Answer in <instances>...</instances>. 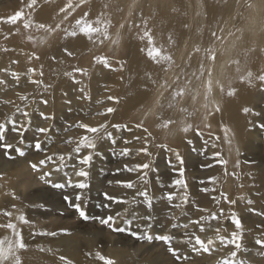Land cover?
Masks as SVG:
<instances>
[{
  "label": "bare ground",
  "instance_id": "1",
  "mask_svg": "<svg viewBox=\"0 0 264 264\" xmlns=\"http://www.w3.org/2000/svg\"><path fill=\"white\" fill-rule=\"evenodd\" d=\"M133 1L134 0H0V43L2 44H7L10 41L16 40V36L14 35L15 33L12 30L16 28L17 25L23 22L24 17H29V20L25 23V26L29 27V29H35V27H43L45 29L51 28V31H49L47 35H44L42 41L44 47L49 36H51V34L54 35L60 25L68 21V19L74 13L78 12L79 9L86 8V12H84L82 20L77 22L73 28H69L67 35L63 37L59 42L61 45L56 48L55 59H52V50L48 52L51 48H48V51L47 49L44 50L41 53L40 59H38L37 57L36 59H34V55L32 54L31 49H29L27 46H24L23 44L17 46L10 45L0 47V123H4L2 121L4 119L7 121H11V123H14L15 126L13 129H17L14 130L16 135L15 137L22 138L23 135H21L20 132L24 131L25 138L29 137L37 130V128L35 129V121H33L35 119L34 116L37 115L36 113L40 114L41 112H45L48 117H51L50 119H47V125L49 126V124L51 125L52 123L53 127L49 132L56 131L54 129L59 130L60 127H62L61 131H65L67 127H73L74 132L71 133L70 136L73 137L72 134L78 136V141L85 135L91 137L95 134L87 133L84 129L76 127L77 124L84 123L89 125L90 127H99L106 124L107 131L112 133V138L115 139V141H117V137H119L120 134L123 135L125 133L124 136L129 135V137H131V139L133 140L132 142H135L137 145H139L141 149L147 148L146 154L150 158L156 154V148L154 149L153 147V139L151 136L152 132L150 130L149 132L146 131L145 128H141L140 126H138L139 123H137L135 125L126 127V129L124 128L123 131L126 130V132L118 133L123 128L121 127V129L118 131L115 127H113V125L116 122H119L120 118L128 121L135 110L139 109V111H142L144 109V111H147L151 106V110L148 112V114L150 121H152V125H155L156 127L158 126V128H161V126L163 125V128L165 129V122H172L170 135L173 137L174 143H176V141L180 137L184 136V131H186L187 129H185V127L198 119V117L196 116L197 114L200 119H205L204 123H206V125L208 124L212 131H208L209 133L204 132V134L198 131L194 133L192 132V136H190L189 139L185 140L181 145L183 149L181 147L178 148L180 149V151H178L177 148L176 150L173 149V155L176 159V162L174 161L175 165L181 164L179 159L180 154H184L185 160L183 161H187V164L185 165L188 171V178L186 179V190L193 192L195 188V180L193 179V176L191 174V172L194 170L192 163V156L195 153L194 150L197 148H199L198 150H202L205 146H207L208 149L210 148V151L207 154L208 156H206L205 161H203L202 163L200 162V169H198L197 171V173L199 174L198 182H201L207 187L210 185L212 180L216 183L219 181L218 185L220 186V183L222 182V171L226 170L225 167L227 166L225 160V158L228 156L227 152L230 153L229 156H232V158H229V160L234 161L235 159L239 158L238 156L240 155V152L246 150L245 154L251 157H248L249 160L251 159V162H241V176L236 177L232 175L230 180L243 176L246 177V180L248 179L246 184L243 183L241 185H237L236 187H240V189L246 188L249 197H256L258 195V189L263 187L261 185V179L258 173H264V138H260L259 136V132L263 131L264 133V127L257 128V122H262V115H264V86H262V83L257 78L259 75L264 76V0H250L251 2L253 1V9H248L250 14L248 19L242 16L243 11H239L233 6L235 4L242 3L243 0H207L208 3L205 5L199 4L198 0H196V5H194L191 0L193 11L196 8L197 13L200 16H203V21L195 30V34H197L196 39L193 35H191V33L190 37L188 38L186 30L188 24L190 22H193V18L190 19L189 17L186 18L181 16L177 21H173V6H185V2L190 3L188 0H158V2L156 0H137L138 2L136 3H133ZM114 3L116 4L114 5ZM137 6L142 10L140 18V21L142 23H140V26L147 32L148 37L146 36V33L142 34V40L137 41L136 38L131 39L130 36H128L125 43H122L123 32L126 24L125 18L121 24V19H119L118 26L116 27L118 28L120 26L118 29H113L114 32L112 34H105V37L99 40L98 36L103 33V26H105L106 28L109 26V23H107V21L113 22L114 20H116L117 15L122 16L124 13L125 15H127V17H129L130 21V19L132 18L131 12L132 10L136 9ZM119 7L121 8V10L117 9ZM162 7L167 8L168 10H172V15L167 19L163 18V20L161 21L160 17H154L152 16V13L154 11H157L161 14V12L164 11ZM30 10L32 11V14L28 13ZM24 14L26 15L22 17V15ZM253 19L255 21V28L252 25ZM102 21H104L103 24ZM204 21L211 24L215 23L216 21H221V25L217 28V30L219 31V33H222V36L219 37V39H223L220 42L218 41L217 43L213 42L212 46L208 48V53L206 52V50L204 53H202V49L207 48V46L202 45ZM235 21H237L236 29H239V27H241V29L243 30L242 34L237 35L235 34L236 30L233 31L232 25L235 23ZM173 22L175 23L174 26ZM173 30L176 32H174ZM106 37H108V39H106ZM42 42L40 43L42 44ZM211 42L212 39H209V43ZM110 47H116V49L120 48L123 52L125 51V49H127V54L124 56V58L120 59L121 62L117 65L119 66L118 70H121V74H119V77L111 76L109 79L108 75H103V72L100 68L103 67L104 64L99 63L98 60L107 58V63L110 64V66L113 63L116 64L108 56L103 57L104 55H102L103 51H108ZM248 47L250 48V50H248L250 51L249 53L248 51H246ZM220 50L231 55V59L229 62L232 61V64H226L222 68H220L221 66H218L216 75L212 70L215 68V66L211 68V66H206L205 63L206 60H210L209 57H212L215 52H218ZM150 53L153 56L150 55ZM83 60L86 61L83 66L90 67L82 69ZM20 64L23 66H19ZM17 68H21L20 72L22 74L16 72V75H13L15 74V72L13 73V71ZM18 69L17 71H19ZM32 69H35V74H33V72L31 71ZM76 69L84 70L85 74L76 72ZM29 70L31 71V73L28 74ZM25 72L27 73L24 74ZM13 76L15 80L13 79ZM28 79V86H21L24 84V82L28 81ZM74 79L78 82H74ZM104 79L105 81L109 80L110 85L103 81ZM32 81H37V83H33ZM97 82H101V84L92 85ZM98 92H103V94L107 95L106 101L101 100V102H106V107H111L113 109L116 106L118 107V111H114V113L116 114L111 117L112 119L109 120L108 123L104 122V116L98 119H94V121L92 122L83 120L78 121L77 119H74V124H69L65 128L63 126V118L66 112L69 111V106H64L73 104L78 99H86L88 98V96H92L93 94L97 95L99 94ZM110 97L114 99H109ZM44 101H47V103H44ZM99 102L100 99L98 100L96 97V99H90L88 105L94 104L96 108H99ZM259 102H261V105L257 106ZM85 109L86 107L80 108L78 109V111L80 110L83 112ZM245 109H249V111L245 112ZM10 110H13L14 112L11 113L9 112ZM212 111L218 112L217 115L213 118L211 117ZM25 112L28 113L27 116L24 115ZM140 116H142V114ZM99 120L102 121L100 122ZM3 125L6 126L5 123ZM226 129L227 131H225ZM251 133H257V137L255 138L254 142H252V138H249ZM124 136H122V138ZM133 137L137 138L135 139ZM74 138L76 137L74 136ZM51 140L52 138H48L46 140V145L43 144V147L47 145L49 146ZM111 144V139L108 138L105 134V138L103 140L97 141V147L95 149H88L84 147L81 148L80 152L86 155L90 153L89 151L99 152L97 155L93 156L91 166L85 168V170L89 172V176L87 178L75 175V172L79 170L75 168L74 171H72V168H70V163L68 165L67 160L64 161L65 171L61 177L65 178L72 171L73 173L71 177L77 180L75 181L76 183L83 179H86V181L84 182H87L89 185L93 186L99 179H97V176L102 173L104 167L105 158L100 153V151L101 149H105L106 146H110ZM74 145L77 144L74 143ZM68 151L70 152V150H65L66 153H68ZM224 151H226L225 158ZM217 152L220 153L219 157L214 158V155ZM55 153L52 154L54 155ZM160 153L161 152H159V154ZM161 154H165L164 151H162ZM47 157L48 155L46 154L40 156L38 155L37 158H35V155H33L32 152H27V159H34L37 162H39L40 160H46ZM207 157L210 160L212 158L214 159L215 166H209L213 163V161L207 162ZM187 158L188 160H186ZM196 158L195 160H198ZM56 159L58 160V158ZM219 160H225V162L219 163ZM205 162L207 165L205 164ZM203 164L204 166H206L204 169ZM151 165L153 166L152 162ZM173 167L171 168L173 169ZM0 168L2 169V165L0 166ZM58 168L59 170H61V167H58L57 164H55V169H53L51 172H55L57 174V172L59 171L57 170ZM174 168L176 169L177 167ZM175 171L178 172L177 170H174V172ZM261 175L263 176V174ZM55 177L56 176H54V178ZM172 177L179 176L178 174H173ZM120 178L123 179L124 182H135V187L132 189L123 187L122 191H124L125 189L123 194L121 193L120 196L116 197L120 201H122L121 199H123L125 195H137V193L140 192V190L136 189V186H138L136 184L137 180H133V176H124ZM112 179H114L115 181L116 179H118V177L116 179ZM121 179L119 180L122 181ZM168 183L169 181L167 182V184ZM167 184L163 181L157 182V185L155 184L157 192H164L170 187H173V191H180L182 189V187L175 186L174 184L173 186H169ZM228 186L230 187L229 184ZM19 187L20 186L17 184V191H19ZM21 187L25 189L27 187V182L23 183ZM119 187L120 186H118V188L116 187V189H119ZM87 189L81 190L73 187L71 189L72 197L75 199L78 194H82V200L80 202L82 208L100 211L101 208H98L100 204H97L95 201L96 199L98 200V198L92 197L93 199L91 198V202L86 198V196L90 194L88 193ZM207 190L209 191L210 195L207 191H204L206 199L202 201V206L203 204H207L211 200H214L219 191L218 187H213L211 189L208 188ZM169 192H171L170 189ZM4 193L5 192H3V194ZM9 194L11 195V193ZM41 196L40 194L38 196L28 195L26 196V198H24L23 202H21L22 197L20 200L14 199L15 205H12L13 202L4 201L2 198L0 199V206L3 210L8 209L9 206L12 207L13 218L17 220L18 225L22 224V222L19 220L20 209L26 208V213L28 216L36 214L38 210H40V212L46 211L47 213L44 214L45 219L52 217L54 214L56 215L57 213H60V206L62 204L61 200L59 202H57L56 199H53V201H45ZM179 196L180 195H176V198L174 200L177 201ZM13 197H15L14 194ZM154 197L156 196L154 195ZM165 198V201L163 203V211L166 210L165 212H168V210L170 209L169 207L171 206L170 204L173 205V200L170 201L171 203H169V200H167V196ZM161 201H163V199ZM123 203L124 201L120 203H114L115 206H113V208L117 210V208L119 209L120 207L125 206V204ZM143 203V205L141 204L142 207L140 206L138 207V209H136V215L140 216L144 213L149 214L151 216L150 219L152 217H154L155 219H159L156 221V223H160V225H165L167 223V221L161 220L162 218L155 213L154 209L149 208L145 201ZM155 203L156 202H154V204ZM182 204H184L183 200L179 202L180 207L178 208H182ZM40 205H44V208L39 207ZM104 209L105 208L103 207L101 213ZM125 209L126 208L122 209V211ZM114 212L115 211H113V213ZM159 212L161 211L159 210ZM188 212L189 210L185 209L184 213L187 214ZM205 213V216L213 215L211 214L212 212H209V214H207V212ZM173 217H176V215ZM150 219L148 218L146 219V221L149 222ZM210 220L211 219L203 221L204 227H202L204 230H200V234L199 232L197 234L191 232V234L188 235L184 234L178 236L179 238H177V240L174 242L175 246L180 247L181 245L186 244L182 242L186 239L191 240L192 243L190 244L193 245L195 237L199 236L203 241H208L209 239L213 240V248L219 247L216 245L218 243H222L220 237H223L225 235L221 236L219 235L221 233H210L213 235L208 237L209 234L206 232H210V230L208 229H211L212 227ZM53 221L48 223H50L51 225ZM169 224L171 223L169 222ZM216 224H218V222ZM51 230L52 232H55L57 234L53 236V239L48 242L49 244H47L46 247L43 248V252L40 251V254L32 253H35V251L39 252L37 251L40 249L39 246L41 245L42 247L43 245L39 242L43 237H41L40 240L37 241V244L35 242V246L31 245L28 241H26L25 238V245L30 246V248L32 246L36 249H34V251H29V249H27L26 252L24 251L19 255V258H21L22 260V264H67L68 261H70L71 264H104V261L100 260L97 256V253H99L100 255L107 258L106 254L101 253L102 251H96L93 249V247H88L89 245L87 244H81L77 249L75 248L76 252L72 253L69 251V249L67 250V248H65L66 239L61 237L62 234L60 233L62 228L58 226L56 228H52ZM89 230L90 229L85 231L89 232ZM94 230L95 229H92L88 233V235L92 236L93 238L95 237ZM24 233H26L27 236L31 234V227L24 229L23 234ZM12 235L15 237V235H17V232H13ZM12 235L8 236V238H10L0 244V256L8 257L10 255V247L12 251L15 249L12 243L17 244L18 240ZM3 237L5 238L6 236ZM44 244H46V241ZM224 252H220L221 254L217 255L216 257L227 253ZM245 252L249 253L248 250H246ZM76 256L80 257V260H76ZM60 257H64L65 260H61ZM216 257L213 256V258L209 261L215 259ZM16 258L17 257L13 255L11 259H4L3 264H13ZM155 259H153L152 257V259L150 260L154 261ZM120 262H122V260ZM259 262L260 263L258 264H264V257H261V260H259ZM124 264L130 263L129 261H125Z\"/></svg>",
  "mask_w": 264,
  "mask_h": 264
},
{
  "label": "rangeland",
  "instance_id": "2",
  "mask_svg": "<svg viewBox=\"0 0 264 264\" xmlns=\"http://www.w3.org/2000/svg\"><path fill=\"white\" fill-rule=\"evenodd\" d=\"M138 1H140V0H138ZM138 1L134 0L133 3H136ZM156 1L158 2V0H156ZM188 1L190 3L185 2V6L184 5L173 6V21H177L178 19H180L179 17H181V16L186 17V18L189 17L190 19L193 18V22H190L188 24V27L186 28V30H187L188 38L190 37V33H191V35H193L194 38L196 39L197 34H195V30L198 27V25L203 21V16H200L197 13L196 8L193 11L192 5H191V0H188ZM198 1H199V4H201V5H205L208 3L207 0H198ZM228 1H230V0H228ZM192 2L194 5H196V0H192ZM115 4L116 3H114V5ZM252 4H253V1L251 2L250 0H243L242 3L235 4L233 6L236 9H238L239 11H243L242 16L244 18L248 19V17L250 16L248 9L249 8H251V10L253 9ZM120 7L117 9L121 10L122 7L121 8ZM162 8L164 9V11H162L161 14L157 11H154L152 13V16L160 17L161 21L163 20V18L167 19L168 17H170L172 15V10H168L167 8H164V7H162ZM84 12H86V8L85 9L84 8L79 9V11L74 13L68 19V21L64 22L60 26L58 25L59 27L57 26L58 27L57 32H55L54 35L51 34V36H49L47 41L45 39L46 44L44 47H43V42H42L44 35H47L48 32L51 31V28L48 27L50 29H45L43 27L42 28L41 27H38V28L35 27V29L34 28L29 29V27L25 26V23L29 20L28 19L29 17H24L23 22L20 23L19 25H17L16 28H14L12 30L15 33L14 35L16 36V38H15L16 40L10 41L7 44L0 43V47L10 46V45H16L17 46V45L23 44L24 46H27L29 49H31V52L34 55L33 56L34 59H36V57L38 59H40L41 53L44 50L47 49V51H48V48H51V49H49L48 52H50V50H52V53H53L52 59H55L56 48L59 47V45H61L59 42L61 41V39L63 37H65L67 35L69 28H73L77 22L82 20V16H83ZM28 13L32 14V11L30 10ZM141 14H142V10L140 9V7L137 6L136 9L132 10V12H131V17L133 19L131 18L130 21H129V17H127V15H125V13L122 16L117 15L116 20H114L113 22L107 21V23H109V26L107 28L105 26H103V28H102L103 33L98 36L99 40L102 39L103 37H105V34H108V33L112 34L114 32L113 29H115V30L118 29L120 26L118 28H116V27L118 26L119 19H121L120 20V24H121L125 18L128 21L125 19L126 24H125V28H124V32H123V42L122 43H125L126 38L128 36H130L131 39L136 38L137 41L142 40L141 39L142 34L146 33V36L148 37L147 32L140 26L141 25L140 23H142L140 21ZM25 15L26 14L22 15V17ZM103 23H104V21H102V24ZM236 23H237V21H235V23L232 25L233 31L236 30L235 34H237V35L242 34L243 30L241 29V27H239V29H236ZM174 25H175V23L173 22V26ZM220 25H221V21H216L213 24L204 21L203 32H202V36H203L202 45L207 46V48L202 49V53H204L205 50L208 53L209 52L208 48L210 46H212L213 42L217 43L218 41L220 42L223 39V38L219 39V37L222 36V33H219V31L217 30V28ZM252 25L255 28L254 19H253ZM174 32H176V31H174ZM40 39H41V41H40ZM106 39H108V37H106ZM209 39H212L211 43H209ZM39 41L42 42V44ZM103 45H105V44H103ZM248 50H250L249 47L246 49V51H248ZM249 52L250 51H248V53ZM126 54H127V49H125V51L123 52L122 49H120V48L116 49V47L115 48L110 47V49L108 51H103V53H102V55H104L103 57L108 56L112 61H114L116 63V64L113 63L111 65V67H105V66L101 67L100 69L102 70L103 75H106V76L108 75L109 79L111 76L112 77H114V76L119 77V74H121V70H118L119 66H117V65H118V63L121 62L120 59L124 58V56ZM150 55H152V54L150 53ZM86 57H85V59H86ZM209 58H210V60L209 61L206 60L205 65L211 66V68H213V66H215V68L212 70H213V72H215L216 75H217V71H218L217 70L218 66H221L220 68H222L226 64H232V61L229 62L231 59V55L227 54L226 52H223L222 50L215 52L214 55L212 57H209ZM82 62H83L82 69H86V68L90 67V66H83L84 63L86 62L85 60H83ZM14 65H12V66H14ZM19 66H23V65L20 64ZM261 66H263V65H261ZM17 69H15L13 71V73L15 72V74H16V72H19L20 74H22L20 72L21 68L18 69L19 71H17ZM19 73H17V74H19ZM26 73L27 72H25L24 74H26ZM29 73H31L30 70L28 71V74ZM257 78L262 83V86H264V76L259 75ZM13 79H14V76H13ZM103 81H105V79ZM105 82L110 85L109 80L105 81ZM28 84H29V79H28V81L24 82V84L21 86H28ZM100 84H101V82H97V83L92 84V85H100ZM256 85H258V84H256ZM21 86H19V87H21ZM98 93L99 94H97V95L95 94L96 96L93 94L92 96H88V98H86V99L81 98V99H78L73 104H68V105L64 106V107L69 106V108H68L69 111L66 112V114L63 118L64 119L63 120L64 121L63 126L66 128L69 124H74V119H77L78 121L83 120V121H87V122L88 121L92 122V121H94V119H98V118L103 117V116L105 117L104 122L108 123L109 120L112 119L111 117L116 113H114V112L111 114L106 113V110L111 108V107H106L107 106L106 102L105 103L103 101L101 102V100L106 101L107 95L103 94V92H98ZM96 97L98 100L100 99V102H99L100 106L98 105L99 108H96V106L94 104L88 105L90 102V99L93 100V99H96ZM260 103L261 102H259V104L257 106H260L261 105ZM85 107H86V109L83 112L80 110L78 111V109L85 108ZM220 107H219V109H220ZM117 108H118L117 106L114 107L115 111L116 110L118 111ZM150 110H151V106L148 108L147 111H144V109L142 111H139V109H137L130 116L128 121L120 118L119 122H116L114 125H120L123 128L121 130L122 132L120 131L118 133L126 132V130L123 131L124 128L126 129V127H129L131 125H135L137 123H139L138 126H140L141 128H145L146 131L149 132V130H150L152 132L151 136L153 139V145H154L153 147H154V149L156 148L155 149L156 154L153 157L149 158V156L146 153L142 152V149L139 145H137L135 142L134 143L132 142L133 140L131 139V137H129L128 134H127L128 136H124L125 133L123 135L120 134V136L117 137L118 142L116 141L115 145L111 144L110 146H106L105 149H101L100 153L105 158L103 171H102V173L99 174V176H97V179L98 178L99 179L97 180L96 184H94L93 186L89 185L91 187H89V189H87V191L90 194H88L86 196V198L90 202L92 201V199L94 197L98 198V200L96 199L95 201L97 204H100L101 207L99 206L98 208H101V209H100V211H98V210L94 211V210H89V209H86V210H87L89 216L92 218H104V217L107 218L108 216H113L114 220H115L114 227H116V228L128 229L130 227L131 232L140 233L141 237L143 236V234L145 235L146 233L151 234L153 236V240L151 242H149L147 239H144V238L136 239L135 237H133L130 234L129 231H125V232L114 231L112 228H109L107 225L100 223L99 219L84 220L78 215V213L73 208H71L67 205V203L63 200V196H65V195L69 196L72 199L73 203H75V199L72 197V194H71V189L73 187L68 186V180L71 179L72 184L73 185L76 184L75 181H77V180L71 177V175L73 173L72 171H74L75 168L79 170L81 167H83V165H80L78 163V161H79V159L83 158L86 154H83L81 152L75 153L76 152L75 149L78 146L80 140L78 141L77 140L78 136H76L74 134H72L73 137L70 136V134L74 132L73 127L72 128L67 127V129L65 131H61L62 127H60L59 130L54 129V130H56V131H54L55 133L53 131L48 132L49 134L46 133L48 135H45L44 133L38 134L39 133L38 128H45V126H46V128L51 130V128H53V127H52V123H51V125L49 124V126H48L47 120L43 119L39 113H36L37 115H35L36 117L34 116L35 119L33 120V121H35V129L37 128V130L35 131L36 134L32 133L29 137H25V138H24V131L22 132L23 133L22 138L21 137L16 138L14 130H17V129H13L15 127L14 123H11V121H9V120L8 121L5 119L2 120L6 124V126H4L5 128L4 127L0 128V166L2 165V169L0 168V199L3 198L4 201L13 202L12 205H15L14 199L20 200L22 197L21 202H23L24 198H26V196H28V195L38 196L40 194V196L42 195L41 197L45 201L46 200H52L53 201V199H56L57 202H59L61 200L62 204L60 206V213H57L56 215L54 214L52 217L45 219L44 214L47 213L46 211L40 212V210H38L37 213L35 212L36 214L28 216L26 213V208L20 209L19 210L20 216H21V214L26 216V219L28 222L27 223L22 222L21 225H18L17 220H15V218H13L12 207L9 206L8 209L3 210V209H1V206H0V244L5 242L6 240H8L10 238V237L8 238V236H11L12 233L13 232L15 233V231H16L17 235H15V237L18 241H17V244L12 243L13 247H15V249L12 252H18V255H20L24 251L26 252L27 249H29V251H34V249H36L32 246H31V248H30V246H27V248L24 250L19 249V243H20V236L21 235L23 237V243L24 244L26 241H28L33 246H35L37 244V241H39L40 238L43 237L44 239L42 238V240L39 242V243L43 244L42 247H41V245L39 246V248L41 250L39 249V250H37L39 252L35 251V253H32V254H40L41 252H43V250H44L43 248H45L46 245L49 244L48 242L53 239L52 235H41L40 233H44V232L51 233L52 228H56L59 226L60 228H62L61 232L59 231L62 234L61 237L66 239L65 248H67V250L69 249L70 252L74 253V252H76V249L81 244H87V245H89L88 247H93V249L96 251H98V250L100 252L102 251L101 253L106 254L108 259L111 258V260L114 261V264H122V263L124 264L125 261H129L130 264H159V263L160 264H220V262L224 259H232L231 256H232L233 252L237 253V255H236L237 261H243L244 264H258V263H260L259 260H261V257H264V247L257 245L256 240L257 239L264 240V197H263L264 173H258V175L260 176V179H261V185L263 187L258 189V195L256 197H254V198L249 197L248 191L246 188L240 189V187L239 188L236 187L237 185H241L243 183L246 184V182L248 181V179L246 180V177L243 176V177H239V178L232 179V180H230V179H231L232 175H234L236 177L241 176V174H242V171H241L242 165H240L241 162L249 163V162H251L250 161L251 159L249 160V158H251V157H249L245 154V151H246L245 150V151L240 152V155L238 156L239 158L235 159L234 161H230L229 158H232V156H229L230 153L227 152L228 156L226 157V151H224V158L226 157L225 160H226L227 166L225 167L226 170L222 171L223 172V174L221 176V178H222L221 183L222 184L220 183V186H219L218 185L219 181L216 183L215 181L212 180L210 185L207 186L209 189H211L213 187H218V190L220 192L218 191L214 200H211L210 202L207 201L208 202L207 204L209 207L207 206V204H203V206H202V201H204L206 199V195H205L204 191L207 187L204 184H202L201 182L200 183L198 182V180H199L198 175L199 174L197 173V171H198V169H200L199 168L200 162L202 163L203 161H205V158H206V156H208L207 154L210 151V148L208 149V147L205 146L202 150H198L199 148L195 149L194 150L195 153L192 156V163H193L194 170L191 172V174L193 176V179L195 180V182H194L195 188H194L193 192L187 191L186 188H183V187L180 191H176V190L173 191V187H170V188H168V190H166L164 192H159V191L157 192V189H156L157 182L163 181L164 183L166 182V184H167V182L169 181V183L167 185L173 186V181L181 178L178 174L181 169H183V173H184L183 179L186 181V179L188 178L187 167H185V165L187 164V161H183L184 162V163H182L183 165L182 164L175 165L176 159L173 155L174 154L173 149L176 150V148L178 149L179 147H181V145L184 143V141L189 139V137L192 136V134L194 132L198 131V132H202L204 134V132L207 133L208 131L211 132L212 130H211L210 126H208V124L206 125V123H204L205 119H203V120L200 119V117L196 114L198 119L195 120L194 122L188 124L185 127V129L186 128L187 129H186V131H184V136L180 137L176 141V143H174L173 137L170 135V133H171L170 129L172 128V125H171L172 122H170V123L165 122L166 123L165 129L163 128V125L161 126V128H158V126L156 127L155 125H152V123H151L152 121H150L149 114H148V112ZM9 112L13 113L14 111L10 110ZM43 113L45 116H48L45 112H43ZM98 113H105V114L97 115ZM217 113H218L217 111L216 112L212 111L211 117L212 118L215 117L217 115ZM141 114H142V116H140ZM207 118H208V116H207ZM212 118H210V119H212ZM262 118H263L262 122L261 121L257 122V128H261V125H264V115H262ZM136 121H139V122H136ZM4 123H0V125H3ZM226 126H228V125H226ZM150 127H151V129H150ZM27 128H28V126H27ZM145 129H142V130H145ZM263 134H264L263 131L259 132L260 138H264ZM50 136H52V137H50ZM74 136L76 138H74ZM122 136H124V137L122 138ZM256 137H257V133L256 134L251 133L249 136L250 139L252 138V140H253L252 142L255 141ZM48 138H52V140L50 142L51 145L49 144L50 147L52 146L51 149L48 145L43 147V144L46 145V140ZM68 138H70V139H68ZM133 138L136 139L137 137H133ZM37 139H39L41 142L42 151H36L34 148V144H35ZM68 141L69 142L71 141L73 143V145L71 142H70L71 143L70 144ZM75 141H77V142H75ZM125 141H127V143H125ZM74 143L77 145H74ZM4 144L12 145V149L9 153H6V150L4 149V147H2V145H4ZM225 145H226V141H225ZM65 146H67V147H65ZM59 148H60V150H59ZM125 148H127L129 150V154L127 156H121L120 153ZM181 148L183 149V147H181ZM17 149H22L24 152V155L23 156L18 155ZM65 150H70V152L68 151V153H66L67 151L65 152ZM162 151H164L165 154H161ZM171 151H172V153H171ZM178 151H180V149H178ZM27 152H29V153L32 152V154L35 155V158H37L38 155L40 156V155H46V154L48 156L51 155L52 158L55 156L54 157L55 159L53 158V160L54 161L56 160V161L55 162L54 161L47 162L46 165H40L39 162H37L34 159H27ZM89 152H91L93 156L97 155L99 153L97 151L96 152L95 151H89ZM159 152H161V153L159 154ZM52 153H55V154L53 155ZM58 153H59V155H58ZM76 154H78V155H76ZM218 154H220V153H218ZM9 155L12 158H9ZM82 155H84V156H82ZM181 155L182 154H180V158L185 160L184 154L182 156ZM215 155H214V157H215ZM237 155H238V153H237ZM60 156H64L65 161L67 160L68 165L70 163V168H72L71 173L68 176H66L65 178L63 177L64 179L61 177L65 171L64 167H62L63 169L60 168L61 170H59L57 172V174L55 172H53V173L51 172L53 169H55V164H57L58 167L61 165L60 160H59ZM240 157H241V159H240ZM56 158H58V160ZM134 158H136V159H134ZM195 158L198 160H195ZM186 160H188V158ZM206 160H207V162L213 161L211 166H215L213 158L210 160L207 157ZM225 160H224V162H225ZM228 161H230V162H228ZM151 162L153 163V166L151 165ZM145 163L149 164L148 169H142L141 168L139 171H136V172H128L125 170V166H127L129 168H134L137 165H143ZM196 163H199V164H196ZM33 164H36L38 166L37 169H33V167H32ZM205 164H206V162H205ZM4 165H5V167H4ZM51 166H53V167H51ZM173 166L177 167V168L175 169ZM178 166H179V168H178ZM171 167H173V169L177 170L178 172H176V171L174 172V170ZM205 167L206 166H204V164H203V169ZM9 169H11L13 173ZM117 169H119V172H117ZM145 172H147L146 177H144ZM46 173H50V175H45ZM173 174H175V175L178 174L179 177H172ZM261 174H263V176ZM119 175H120V177L133 176V180H137L136 184L138 186H136V189L140 190V192L145 191V190L148 191L149 195H151L149 197L152 200L151 208L154 209L155 213L162 218L161 220L167 221V223L165 225H163V224L160 225V223L159 224L156 223V221L159 219L158 218L155 219L154 217H152L149 220V222L146 221V219L151 217L149 214L144 213L140 216L136 215V213H135L137 211L136 209H138V207H140L141 204L143 205L144 204L143 202L145 201L144 197H142V196L125 195L123 197V199H121L122 201H124L123 204H125V206L120 207L119 209L117 208V210L113 208V206H115L114 202L111 200H106L104 198V193H107L111 197L113 195H116V196H113L115 198L117 196H120L121 193L123 194L125 189H124V191H122L123 186L120 184L117 185V182L120 181L119 179H121L119 177ZM54 176H56V177L54 178ZM117 177H118V179H116ZM141 177H144V179H141ZM112 178H115L117 181L115 180L116 181L115 182L114 179H112ZM196 179H197V181H196ZM121 180L123 181V179H121ZM145 180L147 182H145ZM45 181H50V183H46ZM81 181H86V179H83ZM81 181H79V182H81ZM26 182H27V187L24 189L21 187V185L23 183H26ZM60 182L65 184V188L58 189V188H53L51 186L52 184L60 183ZM170 182H172V183H170ZM17 184L20 186L19 191H17V189H16ZM134 184H135V182H134ZM228 184L230 185V187L228 186ZM202 185H203V187H202ZM118 186H120L119 189H116V187L118 188ZM196 186H197V188H196ZM9 188H10V191H9ZM169 189L171 192H169ZM48 190L53 194H51ZM3 192H5V193L3 194ZM12 192H14V193H12ZM30 192H32V193H30ZM207 192L209 194L208 190H207ZM9 193H11V195ZM168 193H174L175 198H176V195H180V196L178 197L177 201L174 200L175 198L173 199V205L170 204L171 205L169 207L170 209L168 210V212H165L166 210L163 211V203L166 200L165 197L167 196ZM13 194L15 197H13ZM154 195L156 197H154ZM185 195H187V197H188L187 203L182 204L181 205L182 208L176 207V205H178L179 202H181L183 200ZM52 196H55V197H52ZM225 196L227 197V199H225ZM137 198H139V199H137ZM164 198H165V200H164ZM162 199H163V201H161ZM233 201H234V203H232ZM249 201H252V203L249 204ZM137 202H139V203H137ZM154 202H156V203L154 204ZM106 203H108V204H106ZM111 203H112V205H111ZM169 203H171V202L169 201ZM103 207L105 209L101 213ZM160 207H161V209H160ZM124 208H126L125 209L126 211L125 210L122 211V209H124ZM189 208H191V209H189ZM167 209H168V203H167ZM185 209L189 210V212L187 214L184 213ZM159 210L161 212H159ZM113 211H115V212L113 213ZM8 212L11 213V215L8 216V214H6ZM151 212H152V210H151ZM205 212H207V214H209V212H212L211 214H215L217 217L216 219L210 220L212 227H211V229H208V230H210V232H206L209 234L208 237L212 236L215 233L216 234L221 233L219 235H221V236L225 235L226 236V237L223 236L225 238V240H231L232 234L234 232L238 231L236 229L234 223L232 222V219H231L232 214L234 213L240 219L243 228H242V236H241L240 241H239V243L241 244V247L238 250L235 248L234 245L228 244V246H227V245H224V243H218L216 246H219V247H215V245H214L215 248H213V245H210L209 246V249H210L209 252H203V251L195 252L192 250L193 245H191L190 243H186L184 245H181L180 247L175 246L174 242L177 240V238H179L178 236L184 235V234L188 235V234H191V232L197 234L201 230V227L203 226V223H204L203 220H201L199 224L192 223V221L200 220L201 217L206 215ZM34 215H36V216H34ZM175 215H176V217H173ZM179 215H181V216H179ZM211 216L207 215V217H211ZM116 217H117V219H116ZM55 219H58V220H55ZM128 220L132 221L130 226L126 223ZM170 220H172V221H170ZM52 221H53V223L50 225V223H48V222H52ZM56 222H57V224H56ZM169 222L171 224H169ZM217 222H218V224H216ZM174 224L176 225V227H173ZM185 224H188L189 227L184 228L183 225H185ZM48 225H50V226H48ZM149 225H151V227H149ZM26 227L27 228L31 227V230H32V233L29 234L28 236L26 235V233H24L25 235L23 234V230L27 229ZM84 229L85 230L90 229L89 232L92 229H95L94 230L95 237L93 238L92 236L88 235L89 232L85 231ZM12 230H13V232H12ZM65 232L67 234H65ZM60 233H59V235H60ZM210 233H213V234H210ZM199 234H200V232H199ZM157 235H170L174 238L173 243H172V247L177 249L178 253L181 255V259L179 261H177V259L168 251V245L167 244H165L162 241L155 239V237ZM3 236H6V237L4 238ZM30 236H31V238H30ZM25 238H26V241H25ZM46 238H48V239H46ZM44 240L46 241V244H44L45 243ZM59 241H60V239H59ZM35 242H36V244H35ZM204 242L207 244V240ZM58 244H60V243H58ZM213 244H214V242H213ZM225 246H227V247H225ZM223 250L227 253H225ZM246 250H248L249 253L248 252L246 253L245 252ZM220 252L221 253L224 252L225 254L216 257L217 255L221 254ZM117 255H119V256H117ZM213 256H215L216 258L209 261L210 259L213 258ZM152 257H153V259H155V257H156V259L154 260L156 263L153 260H150V259H152ZM184 257H187V259H184ZM76 260H80V257L76 256ZM121 260H122V262H120Z\"/></svg>",
  "mask_w": 264,
  "mask_h": 264
},
{
  "label": "snow or ice",
  "instance_id": "3",
  "mask_svg": "<svg viewBox=\"0 0 264 264\" xmlns=\"http://www.w3.org/2000/svg\"><path fill=\"white\" fill-rule=\"evenodd\" d=\"M98 62L104 64L105 67H111L110 64L107 63V58L100 59V60H98ZM31 71L33 72V74H35V69H32ZM76 72H80L81 74H85L84 70H81V69H76ZM13 75H16V74H13ZM69 75H71V74H69ZM17 79H18V76H17ZM32 82L33 83H37V81H32ZM74 82H78V81H75V79H74ZM81 91H83V90H81ZM109 99H114V98L110 97ZM44 103H47V101H44ZM114 111H115V109L109 108V109L106 110V113H112ZM248 111H249V109H245V112H248ZM103 114H105V113H98L97 115H103ZM24 115L27 116L28 113L25 112ZM40 115L45 120L51 118V117L45 116L44 113H40ZM3 127H4V125H0V128H3ZM76 127L84 129L87 133L95 134V135H93L91 137L88 136V135L83 136L80 139L79 144H78V146L75 149L76 153H79L81 151L82 147L88 148V149H95L97 147V141L103 140L105 138V134L107 135L108 138L111 139V143L113 145H115V143H116L115 139L112 138V133L107 131V125L106 124L101 125L99 127H90L87 124L79 123V124L76 125ZM113 127H115L118 131L121 129L120 125H113ZM261 127H264V125H261ZM49 131L50 130L48 128H38V132L39 133L46 134ZM225 131H227V129ZM21 135H23L22 132H21ZM125 143H127V141H125ZM2 147H4V149L6 150V153H9L11 151V149H12V145H10V144H4V145H2ZM34 148H35L36 151H42L41 142H40L39 139L36 140V142L34 144ZM142 151L147 153V148L142 149ZM17 153H18V155H21V156L24 155V152H23L22 149H17ZM128 154H129V150L127 148L123 149L122 152L120 153L121 156H127ZM217 157H219L218 153L215 155L214 158H217ZM9 158H12V157L9 155ZM179 159H180V162L182 164L183 163V159L182 158H179ZM59 160L61 161L60 167L61 168L64 167L65 166L64 165L65 157L64 156H60ZM92 160H93V155L90 152L88 155H86L83 158L79 159L78 163L80 165L85 166V167H89V166H91ZM52 161H53V158L51 156H48L46 160H40L39 164L40 165H46L47 162H52ZM218 162L219 163H224V161H222V160H219ZM209 166H211V165H209ZM32 167H33V169H37L38 166L36 164H33ZM85 167H81L79 169V171L75 172V175H77L79 177L87 178L89 176V172L85 170ZM141 168L142 169H148L149 168V164L145 163L143 165H137L134 168H129V167L125 166V170L128 171V172H136V171H139ZM57 170H59V168ZM117 172H119V169H117ZM178 174H179V176L181 178L174 180L173 184L175 186H178V187L186 188V181L183 179V174H184L183 173V169H181ZM45 175H50V173H46ZM146 176H147V172L144 173V177H146ZM144 177H141V179H144ZM45 182L46 183H50V181H45ZM145 182H147V181L145 180ZM117 183L122 185L125 188H128V189H132V188L135 187L134 182H131V181H129V182L118 181ZM51 186L53 188H58V189L65 188V184H63V183H55V184H52ZM68 186L69 187H75V188L81 189V190L89 188V184L87 182L81 181V182H78L75 185H73L71 179L68 180ZM205 191H207V189H205ZM137 195L144 197L148 207L151 208L152 200L149 197L148 191L145 190V191L139 192V193H137ZM104 198L106 200H111L114 203L122 202L118 198L109 196L107 193H104ZM174 198H175V194L174 193H168L167 194V199L169 201H172ZM225 199H227L226 196H225ZM63 200L67 203V205L69 207L73 208L78 213V215L84 220L99 219L100 223H102L104 225H107L109 228H112L114 231H117V232L129 231L130 234L133 237H135L136 239L144 238V239H147L149 242H151L153 240V236L151 234H147L146 233L143 237H141L140 233L131 232L130 231V227L128 229L114 227L115 220H114L113 216H108L107 218H92V217H90L88 212H87V210H86V208H82L81 207V203L80 202L82 200V194H78L75 197V201H76L75 203H73L72 199L69 196H66V195L63 196ZM187 200H188V197H187V195H185L184 198H183V202L187 203ZM232 203H234V201ZM251 203H252V201H249V204H251ZM39 207L44 208V205H40ZM176 207H180V205L178 204V205H176ZM7 214L11 215V213H7ZM216 218L217 217H216L215 214H213L211 217L203 216V217L200 218V220L192 221V223L199 224L201 220L207 221L209 219H216ZM149 219H150V217H149ZM231 219H232V222L234 223V225H235V227H236V229L238 231L234 232L232 234V239L231 240H225L223 237H220V240L225 245H228V244L234 245L235 248L238 250L241 247V244L239 243V241H240V238L242 236V228H243V226L241 224L240 219L234 213L232 214ZM19 220L21 222H24V223L28 222L24 215L19 216ZM126 223L130 226L132 221L128 220ZM149 227H151V225H149ZM173 227H176V225L174 224ZM183 227L184 228H188L189 225L185 224V225H183ZM203 230H204L203 227H201V231H203ZM40 234L41 235H52V236H55L57 233H55V232H52V233L44 232V233H40ZM65 234H67V233L65 232ZM155 239L159 240V241H162L165 244H167L168 245V251L177 259V261H179L181 259V255L178 253L177 249L172 247V243H173V239H174L172 236H170V235H157L155 237ZM182 242L183 243H192V241L188 240V239H186V240H184ZM212 244H213V240L209 239L207 241V244H206L203 240L200 239L199 236H196L192 250L195 251V252H200V251L209 252L210 251L209 246L212 245ZM256 244L261 246V247H264V240L257 239L256 240ZM26 248H27V245H25L23 243V237L21 235L20 236L19 249L24 250ZM9 252H10V255L8 257L0 256V264H3L4 259H11L13 255L17 257L14 260L13 264H22V260H21V258H19L18 252H12L11 247L9 249ZM236 255H237V253L233 252L232 256H231L232 259H224V260H222L220 262V264H244L243 261H237ZM97 256H98V258L100 260L104 261V264H114L113 260L107 259L104 256L100 255L99 253H97ZM60 259L61 260H65L64 257H60ZM184 259H187V257H184ZM67 264H71V262L68 261Z\"/></svg>",
  "mask_w": 264,
  "mask_h": 264
}]
</instances>
